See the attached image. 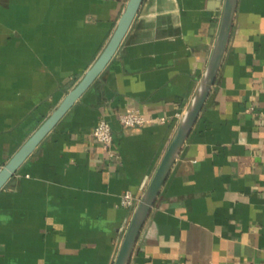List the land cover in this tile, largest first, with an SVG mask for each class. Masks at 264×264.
<instances>
[{"label":"crops","instance_id":"0c3cea01","mask_svg":"<svg viewBox=\"0 0 264 264\" xmlns=\"http://www.w3.org/2000/svg\"><path fill=\"white\" fill-rule=\"evenodd\" d=\"M127 1L0 0V169L93 64ZM223 2L143 1L102 73L0 189V264H114L199 89ZM128 108L166 122L123 127ZM101 119L116 158L93 137ZM129 264H264V0H237L215 84Z\"/></svg>","mask_w":264,"mask_h":264},{"label":"water","instance_id":"95a60500","mask_svg":"<svg viewBox=\"0 0 264 264\" xmlns=\"http://www.w3.org/2000/svg\"><path fill=\"white\" fill-rule=\"evenodd\" d=\"M143 1L144 0L127 1L112 35L93 64L86 70L76 85L66 93L62 101L51 114L35 129L29 138L25 140L11 158L2 166L0 169V189H2L8 180L15 175L19 167L36 150L46 135L102 73L121 45L132 22L139 13ZM236 7L237 0H224L216 42L199 89L182 118L148 187L136 205L114 264H129L137 239L157 200L160 190L167 180L172 166L193 129L211 89L215 84L230 40Z\"/></svg>","mask_w":264,"mask_h":264},{"label":"built area","instance_id":"2783aa9c","mask_svg":"<svg viewBox=\"0 0 264 264\" xmlns=\"http://www.w3.org/2000/svg\"><path fill=\"white\" fill-rule=\"evenodd\" d=\"M252 108H248L247 111H250ZM120 124L123 127H136L142 126L144 124H151L154 121L158 123L166 122L165 117L152 118L145 115L138 108H128L126 111L122 112L119 115ZM93 137L95 140L100 143L104 150L106 151L109 158H116V153L113 151V130L110 123L101 119L92 130ZM136 198L130 191H125L121 198L120 204L126 208H132L135 206Z\"/></svg>","mask_w":264,"mask_h":264}]
</instances>
